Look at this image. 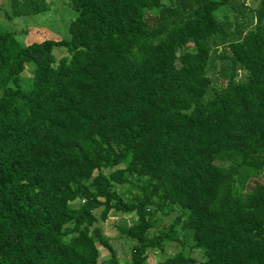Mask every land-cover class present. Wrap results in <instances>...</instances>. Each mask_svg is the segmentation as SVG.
<instances>
[{
  "label": "trees",
  "instance_id": "16d2710c",
  "mask_svg": "<svg viewBox=\"0 0 264 264\" xmlns=\"http://www.w3.org/2000/svg\"><path fill=\"white\" fill-rule=\"evenodd\" d=\"M9 1L14 16L47 8ZM253 1L69 0L67 39L23 45L0 29V264H121L95 225L107 217L133 240L125 264H152L147 251L179 234L201 260L179 249L154 264H264V0ZM215 61L226 80L208 93Z\"/></svg>",
  "mask_w": 264,
  "mask_h": 264
},
{
  "label": "rangeland",
  "instance_id": "374dc122",
  "mask_svg": "<svg viewBox=\"0 0 264 264\" xmlns=\"http://www.w3.org/2000/svg\"><path fill=\"white\" fill-rule=\"evenodd\" d=\"M246 2L250 7H254L255 5L253 0H246ZM44 3L47 8L40 13L14 16L12 15L10 8V1L3 0L2 3L0 2V29L13 32L15 38L23 45L31 42H38L42 39H67L69 37V22L76 15V11L68 5L69 0H44ZM51 53L56 60L60 57L68 56V50L64 46H53ZM211 54L212 56H215V54ZM33 67L32 62H27L20 73V84L22 87H25L28 84ZM222 73L218 62L215 61L214 67L209 71L211 84L207 91L208 93H211L213 89H217L225 82L226 78ZM104 171H106V169ZM254 179L256 181L263 180L264 171ZM251 180L252 179H249L246 182V185H251L253 183ZM117 190L124 192V189L121 186H117ZM178 211L179 208L176 207L164 215H161L160 212H156L152 218L154 224L149 228L148 234L151 235L158 232L160 229L167 228ZM99 212L100 208L93 211L96 217H98ZM111 219H113V217H107L103 221L98 219L95 225H98L101 228L102 233L107 236L119 262L125 264L129 260L130 247L133 240L119 236L114 227V222ZM117 222L119 221L117 220ZM126 223H129L128 217ZM178 238L180 241L166 242L162 250H148L147 261L154 264L163 257L171 255L179 249H182L185 254L188 253L197 260H201V251L191 247L192 242L188 236H182L179 234ZM96 245L99 251L98 259L101 260L107 258V250L99 244Z\"/></svg>",
  "mask_w": 264,
  "mask_h": 264
},
{
  "label": "crops",
  "instance_id": "0c3cea01",
  "mask_svg": "<svg viewBox=\"0 0 264 264\" xmlns=\"http://www.w3.org/2000/svg\"><path fill=\"white\" fill-rule=\"evenodd\" d=\"M3 0H0V2L2 3Z\"/></svg>",
  "mask_w": 264,
  "mask_h": 264
}]
</instances>
